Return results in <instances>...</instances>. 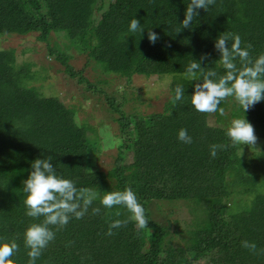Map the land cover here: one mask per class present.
Listing matches in <instances>:
<instances>
[{"label": "trees", "instance_id": "trees-1", "mask_svg": "<svg viewBox=\"0 0 264 264\" xmlns=\"http://www.w3.org/2000/svg\"><path fill=\"white\" fill-rule=\"evenodd\" d=\"M189 2L0 0V38L35 35L48 42L49 54L75 77L81 72L74 71L59 47L48 40L51 34L62 36V49L85 56L84 67L92 66L86 74L97 77L91 83L79 74L78 82L86 84L93 95L100 92L97 102L103 98L106 107L119 115L115 121L120 141L111 169L105 173L91 163L101 151L100 141L85 134L72 116L71 105L39 93L36 84L13 74L15 49L0 48V240L19 245L12 257L15 264H28L24 232L31 223L44 219L25 214L22 182L31 163L48 155L53 157L57 175L73 180L78 188L91 189L96 198L82 219L72 217L60 231L50 226L56 231L55 240L36 264H196L206 258L207 264H264V177L248 172V165L241 162L242 145H233L227 136L231 120L244 115L264 143V100L243 113L234 97H229L220 104L224 114L217 111V124L211 125L207 122L210 113L204 115L191 104L197 81L185 77L189 63L199 61L203 54L208 58L201 67L225 74L214 48L224 32L238 34L241 47L250 43L252 57L264 53V0H216L207 11L198 10L189 29L177 33ZM133 18L140 21L143 33L129 31ZM150 30L160 37L154 45L147 38ZM112 76L127 81L117 97L105 92L110 85L106 78ZM165 76L177 81L164 97L161 110L129 115L126 104L140 105L127 87L134 94L150 91L157 85L149 80ZM197 77L202 79L199 73ZM178 85L185 93L174 105ZM180 129L187 130L191 144L178 139ZM213 144L225 146L215 158L210 155ZM128 154L132 160L123 163L122 155ZM109 183L115 191L132 188L145 210L147 227L140 229L129 220L126 207L109 209L100 203L105 193L114 191ZM176 201L191 206L193 223L186 246L176 247L167 218L159 222L148 211L150 205ZM93 208H99L100 214L94 215ZM116 220L128 223L106 235ZM244 240L256 244L255 253L241 246Z\"/></svg>", "mask_w": 264, "mask_h": 264}, {"label": "clouds", "instance_id": "clouds-1", "mask_svg": "<svg viewBox=\"0 0 264 264\" xmlns=\"http://www.w3.org/2000/svg\"><path fill=\"white\" fill-rule=\"evenodd\" d=\"M216 0H190L184 12V19L180 22L181 29H189L194 17L199 15L198 10H208ZM130 32L144 30L138 19H131ZM147 38L151 44H155L159 35L150 30ZM231 41V44L229 43ZM241 37L238 34L221 33L215 40L214 48L219 54V64L225 70V74L219 75L214 69L205 70L201 64L208 58L203 54L199 61L192 60L186 68L185 77L192 81L194 90L190 96L191 104L200 113L224 114L220 107L222 101L234 97L236 103L242 108L243 113L253 108L257 103L264 100V53L257 57L250 55L252 45L249 43L241 47ZM239 61V67L237 66ZM197 73L202 79H198ZM185 89L178 85L175 88L173 104L183 99ZM227 136L233 145H247L253 148L258 138L253 125L248 122L244 115L231 120L227 129ZM178 139L186 144L192 143V138L186 129H180ZM224 145L213 144L210 146V155L215 158L217 150L223 149ZM53 157L37 158L31 163V171L23 183L25 194L24 204L26 215L34 220L43 217L41 223H31L24 232V244L29 251L28 264H36V260L42 255L43 250L50 242L55 240L56 231L62 230L72 217L82 219L92 205L96 194L88 188H78L73 180L57 175L52 163ZM100 203L105 208H113L123 205L131 213L129 220L143 229L148 226L145 210L139 203L136 193L131 187L123 191L107 192L101 198ZM94 215L100 214L99 208H93ZM119 215V213H117ZM128 221L116 220L109 225L106 235H113L112 229L126 226ZM53 226L56 231L52 230ZM243 248L256 252V244L244 240ZM19 251V245L15 241L0 240V264H15L12 257Z\"/></svg>", "mask_w": 264, "mask_h": 264}, {"label": "rangeland", "instance_id": "rangeland-1", "mask_svg": "<svg viewBox=\"0 0 264 264\" xmlns=\"http://www.w3.org/2000/svg\"><path fill=\"white\" fill-rule=\"evenodd\" d=\"M98 18L94 25L97 24L99 20ZM48 40H50V43L53 42L59 47L57 50L64 53L65 57L68 58L67 63L74 69V71L77 73L81 72L78 73V75H86L85 78L91 83L97 79L93 74H86L88 73L87 68L92 70V66L84 67L86 63L85 56L80 55L73 49H62V44H65V40L62 36L60 37L51 34ZM47 44L48 42L46 43L37 40L35 35H11L8 38H0V48L13 47L15 49L16 63H14L12 73L15 75L18 73L21 76L26 77L24 81L28 79L29 82L36 84L34 88L37 91L39 90V93L41 92V94L47 97H52L53 95L55 97L57 96L63 104L71 105L73 110L72 116L75 118L76 122L84 128L85 134L92 137L95 135V137L98 138L101 151L96 154V157L93 156L91 158V163L94 168H99L103 171L105 170L106 173L111 169L114 161V154L116 153L115 148L120 141L118 135L119 126L115 121L119 115L106 107L103 98L100 102H97L96 96L99 97L102 95L100 92L93 95L92 92H89L86 89V84L78 82V75L71 77L64 70L65 66H63L59 60L55 59L52 54H49ZM92 50L94 53H97L96 47ZM97 71H99V69ZM106 79L110 85H108V88L105 87V92L110 93V95L113 94L115 97L122 94L118 91L119 89H124L127 86V81H124V79L121 78L117 79L116 76L107 77ZM149 81L151 85L156 84L157 88L150 91L144 90L138 94H134L129 89L130 87H127V93L132 95V99L136 98L140 105V108L136 106L133 108V106L126 104L125 109L129 115H139L146 110H148L149 113H151L152 110L154 111V109L161 110L164 97L169 95V88H171L172 84L177 80L174 76H165L159 80L150 79ZM112 87L115 88L113 91ZM100 98L101 97H99V99ZM120 112L121 111H119V113ZM206 114L207 113H204V115ZM217 117L215 113H210L207 122L211 125H215L217 124ZM223 123L227 124L228 122L223 120ZM89 129H95L96 133L91 132ZM262 145H264V143L261 140H258L253 148H250L247 145H242V156L240 157L242 158L241 162L248 165L247 170L249 173L264 177V148H262ZM122 156L123 163H129L132 160L130 154ZM254 162L256 165L253 164ZM109 185L112 190H114L112 183H109ZM205 205L208 206V204ZM121 207L122 209L124 208L123 205H121ZM190 207L182 201H176L173 203L160 202L157 205L149 206L148 211H150L152 215L150 218L158 220L159 222H163L165 220L164 218L169 220V231L173 235L174 241H176V247L183 246L188 242L189 228L192 227L191 224L193 223L188 210ZM201 207H203V205ZM193 208L198 209L197 207ZM173 211L174 213H172ZM206 259L201 260L196 264H207Z\"/></svg>", "mask_w": 264, "mask_h": 264}]
</instances>
